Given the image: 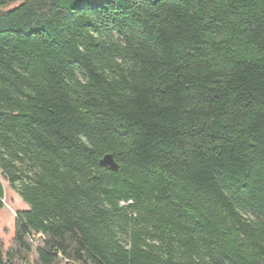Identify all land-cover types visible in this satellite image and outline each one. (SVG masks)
Wrapping results in <instances>:
<instances>
[{
  "label": "trees",
  "instance_id": "trees-1",
  "mask_svg": "<svg viewBox=\"0 0 264 264\" xmlns=\"http://www.w3.org/2000/svg\"><path fill=\"white\" fill-rule=\"evenodd\" d=\"M4 181L0 264H264V0H0Z\"/></svg>",
  "mask_w": 264,
  "mask_h": 264
},
{
  "label": "rangeland",
  "instance_id": "rangeland-1",
  "mask_svg": "<svg viewBox=\"0 0 264 264\" xmlns=\"http://www.w3.org/2000/svg\"><path fill=\"white\" fill-rule=\"evenodd\" d=\"M4 183V206L0 208V244L7 249L14 236L15 215L19 210L28 208L20 195L15 192L7 182ZM12 264H27L21 257L13 258Z\"/></svg>",
  "mask_w": 264,
  "mask_h": 264
},
{
  "label": "water",
  "instance_id": "water-1",
  "mask_svg": "<svg viewBox=\"0 0 264 264\" xmlns=\"http://www.w3.org/2000/svg\"><path fill=\"white\" fill-rule=\"evenodd\" d=\"M102 164L104 165H108L110 167H112L113 169H116L117 166L116 164L114 163V161L112 160V157L111 156H106L102 161H101Z\"/></svg>",
  "mask_w": 264,
  "mask_h": 264
}]
</instances>
